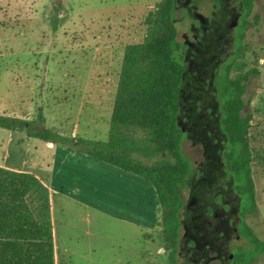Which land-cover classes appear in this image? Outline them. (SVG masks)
<instances>
[{
  "label": "rangeland",
  "instance_id": "1",
  "mask_svg": "<svg viewBox=\"0 0 264 264\" xmlns=\"http://www.w3.org/2000/svg\"><path fill=\"white\" fill-rule=\"evenodd\" d=\"M160 1L0 0V113L42 118L45 126L66 135L106 139L125 47L144 40L145 19ZM200 2L199 11L208 16L213 5ZM189 4L177 0L175 13L187 67L183 87L187 104L179 124L184 131L183 150L193 169L183 192L187 224L179 264L186 260L182 255L185 233L194 220L195 188L211 168L210 160L221 156L225 147L215 78L221 66L233 59L237 67L231 76H249L243 114L253 115L249 142L258 207L247 212L245 219L264 240V0H254L241 42L236 31L222 38L203 36L202 20L190 14ZM235 4L241 7L238 0ZM196 101L200 111L193 117L189 111ZM55 145L25 131L0 127V166L38 179L29 201L38 219L52 224L56 264H171L163 238L162 208L151 184L145 185L140 176L129 180L92 157L84 168L78 159L70 163ZM220 184L207 194L220 190ZM118 185L131 191L129 206H142V228L114 214ZM236 196L223 198L224 203L231 200L229 210L212 202L223 219L232 216L233 207L240 211L241 197L236 200ZM210 218L220 220L214 213ZM241 222L231 228L227 254L251 246L240 232ZM250 264H264V254Z\"/></svg>",
  "mask_w": 264,
  "mask_h": 264
},
{
  "label": "trees",
  "instance_id": "2",
  "mask_svg": "<svg viewBox=\"0 0 264 264\" xmlns=\"http://www.w3.org/2000/svg\"><path fill=\"white\" fill-rule=\"evenodd\" d=\"M238 1L243 11L241 42L254 0ZM176 9L177 0L158 2L145 19L144 40L126 45L106 139L66 135L45 126L42 118L29 120L0 113L2 128L25 131L30 137L147 179L162 208L163 238L171 264H179L181 228L187 213L183 192L193 170L183 150L184 131L179 124L187 104L183 96L187 67L184 44L178 39ZM236 67L233 59L221 66L215 78L221 100L218 123L225 146L218 158L225 163L222 176L232 180L241 197L240 232L251 245L234 251L232 264H250L264 254V240L245 219L247 212L258 207L249 142L253 115L243 114L249 76L232 77ZM192 104L189 113L194 117L200 108L198 101ZM38 184L30 173L0 166V264H56L52 224L39 220L29 201Z\"/></svg>",
  "mask_w": 264,
  "mask_h": 264
},
{
  "label": "flooded vegetation",
  "instance_id": "3",
  "mask_svg": "<svg viewBox=\"0 0 264 264\" xmlns=\"http://www.w3.org/2000/svg\"><path fill=\"white\" fill-rule=\"evenodd\" d=\"M188 1L190 3L188 6L190 14H193L196 20L199 17L202 20L200 31L203 36L214 39L215 37L222 38L232 31L240 33L239 27L243 21V11L241 7L239 8L235 4V0H207V3L213 5L208 16H204L199 11L200 3H202L200 0ZM210 161L212 162L211 168L206 175H202L201 184L195 188V206L191 210V218L194 220L190 222L185 233L186 253L182 256L186 260L182 261L181 264H232L235 257L234 251L230 254L226 253V247L229 238L232 237L230 232H233V230L231 228L236 229L237 222L242 220L241 209L239 211L236 207H233L232 216L223 219L212 202H220L225 210H229L231 200L224 203L223 198L236 193V200H238L240 195L232 186V180L222 176V173H225L224 161L218 157ZM219 182L221 184L217 186L222 190H215L214 194H209L210 191H213L212 187L214 188V185L219 184ZM207 192L209 193L207 194ZM204 194L209 196L205 197ZM218 198H220V201H218ZM213 213L215 218H220L219 221H213L210 218ZM184 219L185 216L181 228V239L187 224ZM240 235L241 233H237L238 238Z\"/></svg>",
  "mask_w": 264,
  "mask_h": 264
},
{
  "label": "crops",
  "instance_id": "4",
  "mask_svg": "<svg viewBox=\"0 0 264 264\" xmlns=\"http://www.w3.org/2000/svg\"><path fill=\"white\" fill-rule=\"evenodd\" d=\"M50 143H53V142H50ZM53 144H55V143H53ZM55 146L58 148L57 153L60 155L61 152H63V156L66 157V160L70 161V163H72V161L74 159H76V160L78 159V163H80V164H81V161H83L82 167L84 168L85 167L84 163H86L88 160H91L90 159L91 156H89L87 154H75V153H72V152L66 150L62 146H59L57 144ZM59 150H61V152ZM92 158H94V157H92ZM109 165H111V164H109ZM111 166H113V165H111ZM109 170H111L114 173H117V174L119 173L120 175H124L125 178H128L129 180H132L133 178L139 177V176L131 174V173H129L123 169H120L116 166L110 167ZM54 175H55V173H54ZM90 178H91V176H90ZM143 181H144L145 185H148V186L150 185V182L147 179H145ZM80 190H82V189L80 188ZM142 194L143 193L141 192L140 195L142 196ZM77 196L78 195H75V197H77ZM131 197H132V194H131L130 190L121 189L120 185H118V187H117V201H118V203H117V205H114L112 210L114 211V214L117 215L119 218L124 219L125 221H127L130 224H135V225L139 226L140 228H142L143 226H145L144 225L145 219L143 218V215L145 213L142 212L143 208L140 204H139L138 208H135L131 205L129 206V204H128L129 202L127 201V199H129ZM52 231H54V229ZM52 234H53V241H54L55 233L52 232ZM54 245H55V260H56V245L57 244L55 243V241H54Z\"/></svg>",
  "mask_w": 264,
  "mask_h": 264
}]
</instances>
